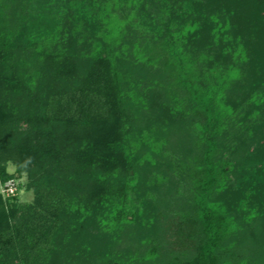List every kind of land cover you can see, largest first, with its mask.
I'll return each mask as SVG.
<instances>
[{"label":"trees","instance_id":"1","mask_svg":"<svg viewBox=\"0 0 264 264\" xmlns=\"http://www.w3.org/2000/svg\"><path fill=\"white\" fill-rule=\"evenodd\" d=\"M3 1L0 148L11 121L35 114L42 116L40 131L54 134L43 78L82 82L76 110L86 118L67 153L58 138L62 156L37 134L24 145L39 166L26 162L17 172H28L37 196L70 175L76 185L65 200L84 203L66 217L72 229L110 225L139 235L133 257L106 255L98 264H262L264 167L234 188L232 176L250 160L234 163L223 148L239 149L257 135L249 127L258 122L255 112L262 128L250 159L264 158V0H54L56 8ZM27 5L22 40L8 12ZM24 51L31 55L17 59ZM94 101L98 115L90 111ZM49 156L59 166L45 171L40 161ZM5 165L0 182L14 179ZM71 168L73 175L63 171ZM147 200L156 211L143 221ZM22 209L17 195L4 202L0 196V264H45L61 215L36 223ZM144 223L147 234L140 232Z\"/></svg>","mask_w":264,"mask_h":264},{"label":"rangeland","instance_id":"2","mask_svg":"<svg viewBox=\"0 0 264 264\" xmlns=\"http://www.w3.org/2000/svg\"><path fill=\"white\" fill-rule=\"evenodd\" d=\"M5 1L7 2V0H4L3 2ZM39 1L42 6L47 4L53 6L55 4L54 0ZM35 4L39 5V2ZM59 5L60 2L56 3L54 8ZM30 8L31 6L27 5L26 10H24L25 12L18 13L21 15V18L18 17V14H16L14 10L15 7L11 6V8H9V25L12 28L18 30L17 35L22 40L24 39V35L29 28L28 14L32 11V9ZM34 11H36L37 13L40 10L35 9ZM60 11L61 8L58 10V12ZM67 15L70 16V11L67 12ZM28 52H18L17 56L20 57H17V59H25L26 57H29L31 55V52ZM27 59L30 63H32V59ZM84 80L86 79L83 78V81ZM92 80L93 78L89 83H92ZM81 83L82 82L79 83V86L81 85ZM40 86V93H42L46 100H48L44 112L46 117L45 119L52 126L54 134H52L51 136L48 133L44 134L43 130L40 131V127H42L43 124L41 123L42 116L36 114L32 115V118L30 119L26 117L24 118L25 120L21 119L19 121H11V128H8L5 132V136L1 143L2 145L0 148V162H4L6 164V172L8 174H12L14 176V179L18 182V203L23 207L22 215H24L25 219L39 223V219L42 218H46L48 221L50 219H53L51 213L55 216L58 214L61 215V217L58 219V222L56 221L51 228L49 237L47 239L46 245L49 252L48 256L46 257L45 264H98L99 261L103 260L102 258H104L106 255L107 257L112 255L113 258H123V256L133 257L136 254L135 244L139 241V235H130L129 232L131 231V228H128L127 231L125 230V232H119V230L117 229H110V225L105 228H102L99 225L95 226L92 224H90L88 228H83L84 225H81L79 226L80 231L75 229L78 224L74 226L73 229L70 227V225L72 226V220L66 217H73L72 215H70L72 209H76L77 211H79L84 206L83 201H80L82 203H78L77 201L74 203L70 202L71 204H69V202L65 200L68 198L67 196L69 194L70 188L73 185H76V183L72 182V180L70 179V175H67V178H64L65 181L54 183L53 188L49 189L48 185L47 191L42 193L41 196H37L34 192L32 179L28 176V172L22 171L20 175L17 172V167L20 164H24L26 162H28L29 165H31L32 163L39 166V161L32 158L33 153L30 150V146L24 145L26 139L35 137L38 134L40 138L45 137L48 148L57 149V147H55L54 140L58 138L60 151L66 154L69 150V146L73 144V141L71 140L73 138V133L79 132L78 121H83L84 118H86L85 116H81L83 115L81 111L79 113L76 110L78 105L77 95L80 88L78 84L65 85V83H61L57 81V79L47 75V77L43 78L42 85ZM48 92L53 93L48 95ZM91 99L92 96L89 97V100ZM94 106L90 109V111L93 115H98V113H100L99 110H97L98 103L95 102ZM23 110H25L24 107L21 108V111ZM101 114L104 116V112ZM251 114L255 115V118H257L259 122V113L251 112ZM248 122L254 123L253 121ZM258 122L249 126L250 131L254 135L257 134L255 135L257 140L262 128L259 127L260 123L258 124ZM252 126L256 129L255 131L252 129ZM9 137H11V139ZM255 137L253 136L251 139H249V141H246V143L244 142L239 144L240 151L239 149H236L234 147V144L227 146L225 145L226 147L223 148L225 156H229V159H231L234 163H242L244 161H242V159L246 158L245 156H247L250 160L244 165L245 172L240 173L236 176H232V180L230 183H232L234 188H238L240 185L242 186L243 184H245L251 177L255 176L258 168H260L261 166L264 167V158L256 157L254 159H250V156L255 153V148L257 147L256 139L254 140ZM61 152H59V150L57 149L56 155L62 156ZM233 152L237 153L233 154ZM232 157L236 159L233 160ZM40 163L45 164V171L59 166V162H55L54 158L51 156L44 160H41ZM63 171L65 173L71 172L73 175L72 168ZM3 183L4 182H0V196L4 202V199L7 198L2 193ZM78 184H81L80 181L78 182ZM61 209L65 211L61 212ZM162 209L163 208L161 207V210ZM91 210L95 212L94 209L91 208ZM142 211L143 216L140 218L143 219V221L153 215V213L156 211V208L152 200H147V203L145 204ZM159 217L160 214L158 211L157 218ZM18 221H21L20 217L18 218ZM161 224L162 227H165L164 222ZM8 225V228L10 226H13L11 222H9ZM143 225H145V223ZM143 225L141 224L142 227ZM147 226L150 227V225L148 224ZM144 229L146 230V225L140 232H142L143 234H147ZM248 246L250 247L249 241L247 239V242L242 243V248L247 251L249 250L247 248ZM262 264H264V261H262Z\"/></svg>","mask_w":264,"mask_h":264},{"label":"built area","instance_id":"3","mask_svg":"<svg viewBox=\"0 0 264 264\" xmlns=\"http://www.w3.org/2000/svg\"><path fill=\"white\" fill-rule=\"evenodd\" d=\"M18 190V182L13 178H10L3 183L2 193L6 198L17 195Z\"/></svg>","mask_w":264,"mask_h":264}]
</instances>
